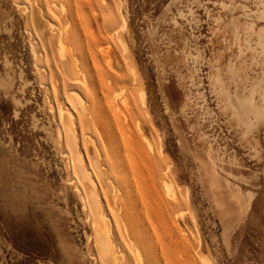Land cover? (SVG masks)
Segmentation results:
<instances>
[{"label":"rangeland","instance_id":"rangeland-1","mask_svg":"<svg viewBox=\"0 0 264 264\" xmlns=\"http://www.w3.org/2000/svg\"><path fill=\"white\" fill-rule=\"evenodd\" d=\"M66 108L121 264H264V0H0V264H100Z\"/></svg>","mask_w":264,"mask_h":264},{"label":"bare ground","instance_id":"bare-ground-1","mask_svg":"<svg viewBox=\"0 0 264 264\" xmlns=\"http://www.w3.org/2000/svg\"><path fill=\"white\" fill-rule=\"evenodd\" d=\"M51 23L52 22H50L49 24ZM41 25H42V22H41ZM123 25H125L124 20H123ZM45 31L47 32V30ZM64 41L65 39L63 38V36L59 34L57 37V44L61 50L60 54H63ZM71 94H75V92H72ZM79 99L80 98L77 95H75V97L73 98L74 101H79ZM250 107H251L250 105L247 106V108H250ZM60 114L63 120L62 126L65 131L66 141H67V144L70 150L68 153V158H67L69 160L68 162L70 163L72 167L71 171H72L73 178H71L72 180L70 181L73 183L74 190L77 193L78 198L82 202L83 210L87 212V219H89L90 221L89 225L92 228V232H93L92 235H94V244H95L96 249L98 250L99 259L101 260L100 264H121L120 259L117 256L120 253L118 241L121 242V240L120 238H115L114 236V233H113V230L110 224L111 221L109 217H107L106 212L104 211L102 207L100 197L96 191L97 183L95 179L93 178L92 173L86 168L85 164L83 163V158L81 154L79 153V151L77 150V143L75 141L76 137L74 134L75 130H74V122H73V113L72 111H70V109L66 108L65 110L61 109ZM96 164H97V167L99 168L100 167L99 163L96 162ZM99 174L103 176L100 170H99ZM167 188L169 189L168 186ZM110 205L112 207L113 212L115 213L117 222L120 224L121 235L123 236L124 240L130 244L132 249L136 251L138 257L140 258V255L138 253V248L132 239L133 237L131 234V227L129 226L130 221L127 220L126 214L122 215L121 210H119L118 207L116 208V205L111 200H110Z\"/></svg>","mask_w":264,"mask_h":264}]
</instances>
